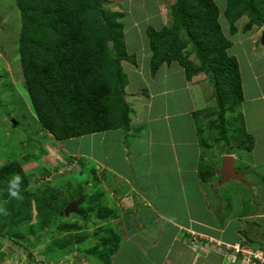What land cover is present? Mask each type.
<instances>
[{
    "label": "trees",
    "instance_id": "trees-1",
    "mask_svg": "<svg viewBox=\"0 0 264 264\" xmlns=\"http://www.w3.org/2000/svg\"><path fill=\"white\" fill-rule=\"evenodd\" d=\"M224 1V16L231 35L236 32L233 23L242 16L248 18L245 31L253 27L264 28V0ZM106 2L17 0L22 23L19 57L31 107L41 127L56 140L129 128L133 108L124 91L128 82L122 62L135 65L136 56L128 49L138 46L125 37L121 22L124 15L106 10ZM170 16L169 26L162 25L158 29L147 26L143 33L144 45L150 52L151 78L162 64L173 62L183 68L186 79L205 71L213 85L218 107L217 120L208 123L207 127L218 134L215 140H223L224 146L229 147L225 150L227 154L234 150L250 151L252 140L245 133L240 115L243 88L239 64L228 54L232 42L221 29L218 7L213 0H175L170 7ZM188 45L192 46L190 50H187ZM192 54L198 59V66L189 58ZM225 113L231 114L229 119H225ZM198 130L200 135L205 133L199 125ZM202 144L209 147L203 139ZM208 170L199 172L202 181L208 182L214 174ZM14 174L23 178L22 200L12 199L7 193L8 181ZM29 183L17 164L0 168V201H5L3 208L9 216L6 219L1 214L0 220L6 219L9 224L29 222L34 208L42 226L68 233L77 228L75 224L61 221L67 201L59 203L50 187L27 191ZM90 210L100 219H108L114 214L109 208L93 207ZM53 212L57 215L53 216ZM57 219L59 225L53 227ZM249 230L243 234L252 243L255 235ZM107 232L89 249L102 264H109L108 258L118 252L121 244L118 232L112 229ZM71 238L69 235L68 244ZM260 240L264 242V235ZM59 249L67 252L72 248L61 245ZM59 249L53 252H59Z\"/></svg>",
    "mask_w": 264,
    "mask_h": 264
},
{
    "label": "crops",
    "instance_id": "crops-1",
    "mask_svg": "<svg viewBox=\"0 0 264 264\" xmlns=\"http://www.w3.org/2000/svg\"><path fill=\"white\" fill-rule=\"evenodd\" d=\"M228 50L243 68L242 71L240 69L243 88L240 115L245 133L252 140V147L250 151L234 150L227 154L225 150L229 147L223 146L224 152L218 151L215 165L218 169L222 166V158L231 155L235 171L244 180L248 177L236 169L237 162L242 171L248 170L252 184L255 177H264V47H260L257 37L253 44L243 41L241 45H236L232 42ZM236 51H241V62ZM128 52L136 56L137 67L132 71L135 86L139 90L143 88L142 95L135 94L130 99L128 96V102L133 108L129 128L81 137V140L90 138L91 145L95 146V162L123 184L119 189L127 198L125 204L120 202L121 207H117L121 218L149 211L147 216L138 217L134 229L136 232L131 235L133 240L129 238V241H124L123 250L120 248L115 256L126 259V264H232L234 257L231 246L244 239L246 229H250L251 235L253 232L260 239L264 235V231L257 230L258 226H252L254 220L261 223L264 221V199L261 201L263 206L257 207L258 200H255L251 210L246 212L245 218L248 215L253 219L243 223L245 230H242V225L237 220L244 213L245 205H248L249 200L252 201L244 196L241 191L244 188L230 186L237 191V195L236 192H231L229 199H225L223 203L228 204L230 200L231 206L235 202L237 208H231L229 212L223 211V207L217 204L214 208L208 206L204 198V206L198 204V194L204 197L203 191L207 190V194H212L217 199L216 192L224 186H213V175L208 180L211 181L210 184L202 181L197 172L198 165L203 162L207 152L198 130L199 117L193 94L189 90L191 85L189 86L183 68L176 62L162 64L151 78L149 70H146L150 57L146 45L141 48L132 47ZM96 136L99 138H95ZM141 141L143 145L140 147L138 143ZM211 154L214 152H208L209 156ZM219 159L221 165H217ZM242 185L246 190L251 188L244 183ZM193 201L197 202L194 204ZM159 205H169L171 214H167ZM184 215L188 216L187 222H178ZM127 226V223L120 222L115 225V229L120 234L129 230ZM148 231H151L152 236L149 234L147 237ZM139 233L146 235L145 240L136 239L140 238ZM189 233L201 235L202 238H192ZM254 239L257 243L261 241L259 238ZM134 240L137 248L132 254L133 259L130 255L133 252L130 243ZM130 247L132 251H129Z\"/></svg>",
    "mask_w": 264,
    "mask_h": 264
},
{
    "label": "rangeland",
    "instance_id": "rangeland-1",
    "mask_svg": "<svg viewBox=\"0 0 264 264\" xmlns=\"http://www.w3.org/2000/svg\"><path fill=\"white\" fill-rule=\"evenodd\" d=\"M213 1L219 9L218 19L221 29L231 42L236 45H241L243 41H248L252 44L256 43L261 29L253 27L245 31L244 27L248 22V18L242 16L233 23L236 32L231 35L228 20L224 16L226 2L224 0ZM174 2L175 0H107L104 8L124 15L121 22L124 26L125 37L132 44L136 42L138 48H141L144 46L145 35L143 33L147 26L158 29L162 25H170V7ZM21 27L22 23L17 9V0H0V168L11 163L17 164L20 166L23 176L27 177L30 182L27 191L32 192L36 189L43 190L46 187H50L55 192V197L59 203L64 200L68 202L65 207L72 200L81 199L79 210L84 215L80 216L72 213L61 218L62 222L77 226L76 229H72L68 233L50 229L47 225L42 226V224L38 223L34 208L31 210V220L22 224H9L8 220L7 222L5 221L9 216L1 215L2 213H0L1 216L6 217L5 220H0V264H102V261L96 259L89 252V249L99 243L102 236L108 233L109 229L117 232L115 225L124 222L128 224L129 230H124L123 233H120V237L123 236L120 238L119 249L122 248L123 250V242L130 239L133 240L131 235L136 232L134 229L138 217L147 216L146 213H149V211L136 213V216H124L123 214L124 217L121 218L120 210L117 207H121L120 202L125 204L127 198L125 193L119 189L123 187V184L117 182L118 180H115V177L110 176L108 172L103 170L101 165L95 162L97 160L95 157L97 150L93 144L91 145L90 138L81 140V136L77 139L73 138V140L59 141L41 127L31 107L29 93L22 74V65L19 57ZM191 48V45L187 46V50ZM236 52L239 57L241 51ZM228 54L230 55L229 52ZM189 58L198 66V59L194 54ZM122 65L127 73L128 82L124 88L125 93L128 94L129 99L135 94L142 95L143 88L139 90L135 86L132 74L133 68L137 67V64L133 65L130 62L123 61ZM239 69L242 71L243 68L239 65ZM140 70L142 69L140 68ZM146 70H149V67ZM187 80L189 81V86L191 85L189 90L193 94L197 105L198 125L205 131L200 136L201 139L207 141L209 146H203L206 148L207 156L198 165L197 172H204L206 169L215 171V174L211 177V181L215 184L213 186L217 187L218 184L224 186L218 193L216 192L217 199L212 197V194H207V190L203 191L205 193L204 197L198 194L200 196L198 204L202 205L204 201L210 207L217 204L223 207V211L229 212L231 208H237L235 202L231 206L230 200L228 204L227 202L223 203L225 199H229L231 192L232 194L236 192L235 195H237V191L231 189L230 186H237L240 189L244 188L241 190L244 196L252 201L249 200L248 205H245L244 213L237 220L242 225V230H245L243 223H248L253 219L248 217V215L245 218V215L246 212L251 210L254 201L258 200L257 207L263 206L261 201L264 199V177H259V179L255 177L251 184L248 170L242 171L243 169L235 162L236 169L248 176L245 180L242 178L244 185L251 188L246 190L247 188L242 185V182L235 180H229L228 183H226L228 180L223 182V176L219 173L221 167L217 169L215 158L218 155V151L223 150L224 141L220 140L218 142L215 140L218 134L207 127L208 123L217 120L218 114L213 85L205 71ZM155 103L156 101H154ZM151 111H153V107ZM230 116V113H225V119H229ZM12 120L17 122L18 125H14ZM229 136L232 137L231 135ZM95 138H99V136ZM138 145L141 147L143 142L141 141ZM211 151L214 154L209 156L208 152ZM215 151H217V154ZM217 165H221L220 159L217 161ZM42 169L45 170L42 172ZM211 181H208V183L210 184ZM209 184H207V187ZM196 202L193 201L194 204ZM4 206L5 201L1 200L0 208ZM65 207L63 208V214ZM93 207L109 208L114 214L109 216L108 219H100L95 211L90 210ZM159 207L165 210L167 214H171L169 205H159ZM191 210H193V207H191ZM200 214L202 215V212ZM52 215L56 216L57 214L53 212ZM187 219L188 216L184 215L178 219V222L184 223L187 222ZM4 222L5 225L2 226L1 224ZM58 223V219L54 220L53 227H57ZM252 223L253 227L254 224L258 226L257 230L264 231V221L261 223L259 220H254ZM30 227L33 228L29 232ZM108 227L110 228L108 229ZM101 228L103 230H100ZM149 234L152 236L151 231H148L147 237ZM69 235L72 238L68 244ZM127 235L129 236L127 237ZM139 236L140 238L136 237V239L145 240L146 238L145 234L139 233ZM190 236L192 238H202L201 235L198 236L193 233ZM255 238L260 239L257 235H255ZM134 242L135 240L132 244L130 243L131 247H133V252L130 253L131 257L134 249L137 248ZM257 242V240L253 239V242L250 243L262 246L261 241ZM61 245L72 249L71 251L61 252L59 249ZM131 247L129 251H132ZM57 249H59V252H53ZM132 258L134 259V257ZM108 261L109 264H126V259L121 256L116 257L113 255L108 258Z\"/></svg>",
    "mask_w": 264,
    "mask_h": 264
},
{
    "label": "water",
    "instance_id": "water-1",
    "mask_svg": "<svg viewBox=\"0 0 264 264\" xmlns=\"http://www.w3.org/2000/svg\"><path fill=\"white\" fill-rule=\"evenodd\" d=\"M259 44L260 47H264V28L261 29L259 34ZM14 125H17L18 123L12 120ZM219 173L223 176V182L233 179L237 180L239 182H242V175L240 173H237L234 168V160L231 155H226L222 158V166L219 170ZM82 202L81 199L72 200L64 209V215L68 216L69 214L75 213L78 215H82V211L79 210V205Z\"/></svg>",
    "mask_w": 264,
    "mask_h": 264
},
{
    "label": "built area",
    "instance_id": "built-area-1",
    "mask_svg": "<svg viewBox=\"0 0 264 264\" xmlns=\"http://www.w3.org/2000/svg\"><path fill=\"white\" fill-rule=\"evenodd\" d=\"M232 249V264H264V246L255 247L246 243L244 239Z\"/></svg>",
    "mask_w": 264,
    "mask_h": 264
},
{
    "label": "clouds",
    "instance_id": "clouds-1",
    "mask_svg": "<svg viewBox=\"0 0 264 264\" xmlns=\"http://www.w3.org/2000/svg\"><path fill=\"white\" fill-rule=\"evenodd\" d=\"M22 183H23V178L19 174H14L12 176V178L8 181V185H7V193H8V196L10 198L15 199V200H22L23 199V197L21 196V191H20ZM0 213L7 215L6 210L3 208H0ZM243 238L245 239L244 236H243ZM245 242H247V241L245 240ZM249 244H251V243H249ZM252 245H254L256 247L255 244H252Z\"/></svg>",
    "mask_w": 264,
    "mask_h": 264
}]
</instances>
